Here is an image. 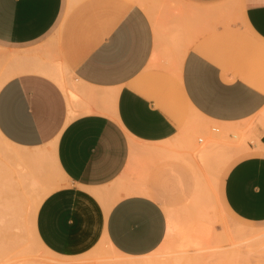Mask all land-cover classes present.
I'll use <instances>...</instances> for the list:
<instances>
[{
  "label": "crops",
  "instance_id": "0c3cea01",
  "mask_svg": "<svg viewBox=\"0 0 264 264\" xmlns=\"http://www.w3.org/2000/svg\"><path fill=\"white\" fill-rule=\"evenodd\" d=\"M140 1L0 0V135L52 152L64 183L38 206L35 233L61 259L102 240L130 259L161 246V204L144 186L112 185L172 142L187 111L251 123L221 196L234 218L264 223V0H238L226 18L227 0H181L187 16L174 31L187 49L168 61Z\"/></svg>",
  "mask_w": 264,
  "mask_h": 264
},
{
  "label": "rangeland",
  "instance_id": "374dc122",
  "mask_svg": "<svg viewBox=\"0 0 264 264\" xmlns=\"http://www.w3.org/2000/svg\"><path fill=\"white\" fill-rule=\"evenodd\" d=\"M180 1H140L141 7L152 23L156 50L162 60L179 59L187 49L186 43L180 42L174 31L182 18L187 16ZM237 2L238 0H227L223 5L221 15L224 18L233 16V9ZM1 81L0 72V84ZM251 126V123H242L224 127L204 121L191 111H187L181 117L179 134L172 142L153 149L158 152L151 156L145 154L141 159L134 160L122 179L112 185L113 189L121 193H131L133 188L139 186L146 187L149 195L161 204L168 226H171L169 236L166 235L161 246L148 255L147 260L144 259L145 264H264V238L263 240L261 238L260 242L256 241L255 237H251V241L248 240L247 243L238 242L243 235L249 232L246 230L248 228L259 229L255 231L264 233V223L249 224L234 218L226 209L221 196L227 170L243 156L246 151L242 148L243 145L252 141ZM240 148L242 149L239 151ZM15 153H18V157L21 158L25 156L24 159H17ZM0 155L4 157L0 156V160L4 159L2 160L4 164L0 163V167L4 165L3 173L7 171L8 176L13 173L12 179H8L14 182L19 180L21 175L18 171L20 170L23 174L22 179L25 178L24 180L29 182L32 178L31 180L36 184H34L35 193L32 191L31 194L37 197V201L26 198L19 207L18 215L15 218L11 217L10 222L7 221V216L4 217L5 215L0 213V264H39L48 261L47 259L57 260L63 264H127L131 260H141V258L130 259L114 253L103 240L89 252L68 258L69 260L61 259L53 254L49 255L37 244L31 230L30 218L35 210L37 212V204L43 197V192L49 190L50 194L52 190L58 189L64 183V179L55 166L52 152L47 147L20 148L3 138L0 139ZM27 156L29 159L26 158ZM31 156L39 161L38 157L41 158V163L43 162L45 166H41L42 171H39L40 165L37 162L34 163L35 160ZM28 160L33 162L28 164ZM24 162H27L25 163L27 167ZM30 166L35 176H30L31 172H27ZM34 171H38V176L43 173L41 178L40 176L38 178ZM3 173L0 177L6 179L4 177L7 175L3 176ZM16 175L20 178L16 179ZM43 176L46 178L44 179ZM51 179L56 183L53 186L50 184ZM148 184L152 187L148 188ZM12 225L19 226L16 230L18 233L12 232L10 229ZM204 230L206 233L208 231L211 233L206 240H204ZM195 239L199 240L201 245L197 244Z\"/></svg>",
  "mask_w": 264,
  "mask_h": 264
},
{
  "label": "bare ground",
  "instance_id": "6f19581e",
  "mask_svg": "<svg viewBox=\"0 0 264 264\" xmlns=\"http://www.w3.org/2000/svg\"><path fill=\"white\" fill-rule=\"evenodd\" d=\"M22 57V56H21ZM20 61H23V60H20ZM11 62H17V61H11ZM9 63H10V61H9ZM19 63V62H18ZM17 63V64H18ZM13 64V63H12ZM11 63L9 64V65H12ZM23 65H24V63H22ZM8 65V64H7ZM19 65V64H18ZM15 66H17L16 65V63H15V65H14V69H15ZM20 66H21V62H20ZM13 67V66H12ZM51 71H55V73L56 72H58V70H51ZM53 74V73H52ZM52 78V77H51ZM57 81H58V83H60L61 84V79L60 78H57ZM70 94V93H69ZM68 94V95H69ZM73 98L74 97H76L75 95H71ZM72 98V100H74ZM70 99V98H69ZM75 101H76V99H75ZM34 118V117H33ZM32 119V118H31ZM32 122V121H31ZM36 131V130H35ZM0 139H3L1 136H0ZM40 141V140H39ZM201 141V140H200ZM2 143V142H1ZM4 144V143H3ZM240 145V144H239ZM1 146H3V145H1ZM22 146V145H21ZM34 146V145H33ZM46 147V146H45ZM242 148H244V150H245V148L247 149V147H246V144H244L243 145V147ZM242 148H240L239 149V151L242 149ZM237 149V148H236ZM2 151V150H1ZM238 151V152H239ZM2 152H4V151H2ZM15 152H17V151H15ZM19 153V152H18ZM18 153H15V154H17V159H19L20 158V160H22V159H24V157L25 156H23L24 155V153L22 154V156H23V158H21V157H18ZM41 153V152H40ZM232 153V152H231ZM230 153V154H231ZM14 154V153H13ZM19 154H21V153H19ZM11 155V154H10ZM10 155H9V157H10ZM228 155V154H227ZM0 156H2V155H0ZM3 156H5L4 154H3ZM2 156V158H4ZM21 156V155H20ZM200 156V155H199ZM226 156V155H225ZM13 157V156H12ZM1 158V160H0V163H3L4 164V162H2V160H4V159H2ZM14 158V157H13ZM26 158H28L29 159V156H27ZM25 158V159H26ZM31 158H33L32 156H31ZM39 159H40V161L37 159H34L35 161H34V163H36L37 162V164L38 165H40V168L41 169H39L38 168V165H37V169H39V171H42V168L43 167H41V166H44L42 163H41V158L40 157H38ZM14 159H16V158H14ZM33 159H31V160H33ZM225 159V158H224ZM6 160H8V159H6ZM9 160H11V159H9ZM19 160V161H20ZM27 160V159H26ZM25 160V161H26ZM29 161L28 162V164L29 163H31V162H33V161ZM228 160V159H227ZM39 161V162H38ZM43 161V160H42ZM222 161V160H221ZM11 162H13V161H11ZM21 162V161H20ZM7 163V162H6ZM22 163V162H21ZM25 163L27 164V162H24V165H25ZM220 163V162H219ZM2 164V166L0 167V172H2L3 173V168H4V165ZM19 164V163H18ZM23 164V163H22ZM16 165V164H15ZM14 165V166H15ZM35 166H36V164H34ZM34 165H32L33 167H34ZM46 165V164H45ZM21 166V165H20ZM220 166V165H219ZM6 167H7V165H6ZM16 167H18V166H16ZM25 167H27L26 165H25ZM31 167V166H30ZM45 167V166H44ZM47 167V166H46ZM10 168H11V166H10ZM18 169V168H17ZM30 169V170H29ZM32 167L31 168H28L26 171L29 173V172H31V173H29V175L31 176V175H34L35 176V174H33L32 172ZM34 169H35V167H34ZM46 169V168H45ZM44 169V170H45ZM220 169V168H219ZM10 170V169H9ZM47 171H48V169H46ZM6 170H4V172H5ZM23 171V170H22ZM15 172V171H14ZM27 172H25V173H27ZM35 172V171H34ZM38 172V171H37ZM37 172H35L36 174H37ZM2 173H0V175L2 174ZM11 173H12V171H11ZM17 173V172H16ZM18 173H20V179L18 178V176H17V178H16V176H15V178L16 179H19V180H17L16 182H14L13 180V183H12V181L11 180H9V179H12V174H9V176H11V178L7 175L8 174V172L6 171V173H3V176H6V177H4V178H6V179H2V176L0 177V213L1 214H4L5 216L4 217H8V219H7V221L8 222H10V219H11V217L13 218H15L18 214V212H19V207H20V205L24 202V200L26 199V198H30L31 200H33V201H37V197L35 198V197H33L35 194H33V196H32V194H31V192L33 191L34 193H35V188H34V186L36 185L35 183H34V181H32L31 179H30V181L28 182L27 180H24V179H22V172L19 170L18 171ZM17 173V174H18ZM41 173V172H40ZM44 173H45V171H44ZM4 174H6V175H4ZM39 174V173H38ZM38 174H37V176H38ZM14 175H15V173H14ZM43 175V173H41V176ZM40 176V175H39ZM39 176H38V178H39ZM41 176H40V178H41ZM49 176V175H48ZM44 177V176H43ZM9 178V179H8ZM37 177L35 178L36 180L38 179ZM46 177H44V179H45ZM49 178V177H48ZM51 178V177H50ZM49 178V179H50ZM215 178V177H214ZM8 179V180H7ZM15 179V180H16ZM34 179V180H35ZM53 179V178H52ZM52 179L50 180L51 181V185L53 186L54 185V183H55V181L53 180L52 181ZM40 180V179H39ZM47 180V179H46ZM45 180H42V182H44ZM48 181V180H47ZM42 182H40V183H42ZM44 183H46V182H44ZM43 183V184H44ZM35 184V185H34ZM56 184V183H55ZM41 185V184H40ZM47 185V184H46ZM45 185V186H46ZM49 185V184H48ZM47 185V186H48ZM38 186V185H37ZM45 186H43L45 189H46V187ZM50 186V185H49ZM51 187V186H50ZM34 188V189H33ZM38 188H41V187H39L38 186ZM37 188V189H38ZM36 189V190H37ZM39 190V189H38ZM40 191V190H39ZM42 191H44V190H42ZM49 194V190H47V191H45V192H43V197L41 198V200L40 201H38V206H39V204L43 201V199L47 196ZM220 214H222V213H220ZM222 216H223V214H222ZM35 217H36V210L33 212V216L30 218V225H31V230H32V232H33V235H34V237H35V240H36V242H37V244L39 245V247L41 248V249H43V250H45L47 253H49V255L51 254L50 252H48L43 246H42V244L40 243V241L38 240V238H37V236H36V231H35ZM223 218H225V216H223ZM226 219V218H225ZM200 223V222H199ZM196 225V224H195ZM203 225V224H202ZM199 226V225H198ZM197 226V227H198ZM204 226H206L207 227V225H204ZM209 226V225H208ZM236 226V225H235ZM10 227V226H9ZM200 227H201V224H200ZM203 227V226H202ZM210 227V226H209ZM18 228H19V226L17 227L16 225H12L11 227H10V229L12 230V232H14V233H16L17 231L16 230H18ZM193 228H195V227H193ZM199 228V227H198ZM204 228V227H203ZM208 228V227H207ZM207 228H205V229H207ZM239 228H241V227H239ZM200 230V229H199ZM198 230V231H199ZM212 230V229H211ZM246 230H249V232L248 233H243V234H245V235H243V234H240L241 236L243 235V237H241L240 238V241H238V242H242V241H244L245 243H247V242H249V241H251L250 240V238L251 237H255L256 239V241H258V242H260V239L262 238V240H263V238H264V233L263 232H258V231H255V230H252V229H250V228H248V229H246ZM193 231H195V230H193ZM196 231H197V229H196ZM196 231H195V233H196ZM205 231V230H204ZM203 231V232H204ZM214 231V230H213ZM252 231V232H251ZM170 232H171V226H168V228H167V233H166V235H167V237L169 236V234H170ZM202 232V231H201ZM209 232V233H208ZM207 233H206V231H205V238H204V240H206V237H209V236H211V235H209V234H211L210 233V231H208ZM251 232V233H250ZM18 233V232H17ZM193 234H194V232H193ZM251 234V235H250ZM15 235V234H14ZM166 237V236H165ZM199 237V236H198ZM203 237V236H202ZM193 240V239H192ZM200 240H203V239H200ZM208 240H210V238L208 239ZM235 240H237V239H235ZM249 240V241H248ZM194 241V240H193ZM195 241H197L198 243L197 244H199V245H201L200 243H199V240H196L195 239ZM193 245H194V243H192ZM253 244H256V243H253ZM257 245H258V243H257ZM254 246H256V245H254ZM109 249L111 250V251H113V249L109 246ZM114 253H116V251H113ZM116 254H118V253H116ZM52 255V254H51ZM118 255H120V254H118ZM148 257V256H147ZM141 258V260H131L129 263H127V264H145V260L144 259H148V258ZM49 258V257H48ZM54 259V258H53ZM48 261H44V262H42V263H39V264H63V263H61V262H59V261H57V260H52V259H47ZM51 262V263H50ZM66 264H70V263H66Z\"/></svg>",
  "mask_w": 264,
  "mask_h": 264
}]
</instances>
